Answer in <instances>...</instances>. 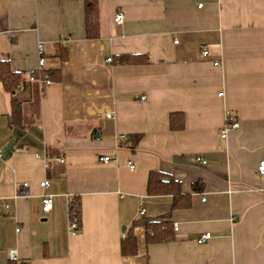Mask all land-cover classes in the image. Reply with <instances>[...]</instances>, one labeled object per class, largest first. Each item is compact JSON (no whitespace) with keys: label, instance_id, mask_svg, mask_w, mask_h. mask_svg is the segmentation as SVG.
Masks as SVG:
<instances>
[{"label":"crops","instance_id":"0c3cea01","mask_svg":"<svg viewBox=\"0 0 264 264\" xmlns=\"http://www.w3.org/2000/svg\"><path fill=\"white\" fill-rule=\"evenodd\" d=\"M98 1L90 39L84 0H0V60L25 79L18 122L0 80V264H264V0ZM40 42L50 84L29 79ZM228 110L240 127L223 137ZM152 171L182 206L148 192ZM156 219L172 239L148 240Z\"/></svg>","mask_w":264,"mask_h":264},{"label":"trees","instance_id":"16d2710c","mask_svg":"<svg viewBox=\"0 0 264 264\" xmlns=\"http://www.w3.org/2000/svg\"><path fill=\"white\" fill-rule=\"evenodd\" d=\"M85 2V16H86V31L87 37L90 39L98 38L100 35V16H99V1L98 0H84ZM128 60L134 59L136 56L124 57ZM130 58V59H129ZM52 81L55 78L56 71H47ZM0 80L3 82L4 86L8 91L12 93V107L13 115L12 120L18 122L21 115V97L19 96L20 89L25 85V79L19 72H16L10 66V63L6 60H0ZM171 127L173 130L181 129L185 124V117L180 112L171 115ZM177 119V120H176ZM140 138L139 135L136 136L135 141ZM148 181V192L150 194H162L171 193L176 197L174 206H182V198H185L184 193L179 188V181L172 178L166 177L163 173L152 171L149 174ZM77 202V199H75ZM79 206L76 205V209ZM79 214H80V209ZM147 237L149 241H160L172 239L173 236V226L167 220H148L147 221ZM126 246L129 247L131 251H134L135 238L126 236L123 239V251L127 252Z\"/></svg>","mask_w":264,"mask_h":264},{"label":"built area","instance_id":"2783aa9c","mask_svg":"<svg viewBox=\"0 0 264 264\" xmlns=\"http://www.w3.org/2000/svg\"><path fill=\"white\" fill-rule=\"evenodd\" d=\"M124 18V15H122V13H119L116 15V21H122ZM209 51L208 49H204L203 51V55H208ZM38 56H39V69L37 71V73H33L29 76V79L31 81H38V82H43V83H47L50 84L52 82L51 77L49 76L48 72L46 70L43 69L44 65H45V51H44V47L42 42H40L38 44ZM108 61H112L111 58L107 59ZM215 65H217V63H215ZM220 94L222 95L223 92H220ZM143 98H145L143 96ZM226 116H227V122L225 124V126L221 129V134L223 137H227L228 133L230 132V130H235L237 128L240 127V122L238 121L237 118H235V116H233V113L231 111H227L226 112ZM123 138H125L123 136ZM39 155V154H37ZM2 157V153L0 152V158ZM59 161H63L62 158L58 159ZM111 160V156L110 155H103L100 158V161H110ZM197 160H200L199 157H197ZM207 161H203V163L206 164ZM129 166L131 169L135 168V163L133 162H128ZM257 172L261 175H264V159L259 163V166L257 168ZM50 184V180L48 179H43V181L40 183L41 187H47ZM29 189H30V185L27 182H23V183H19L17 184V190L14 194V196L16 198L19 197H27L29 196ZM202 201H206V199L204 198ZM43 204H42V210L43 212H50L53 206V196L52 195H44L43 197ZM76 205L77 202L74 199L71 203H70V231L71 233L74 234H80L82 232V224H81V217L79 214V210L76 209ZM10 206L8 204H6V208H9ZM141 213H145V210L141 211ZM0 215H1V211H0ZM212 235L210 232L208 233H203L201 234V236L198 238V242L202 243L207 241L209 238H211ZM11 259L13 261H16L19 257V255L17 254V250H11L9 253Z\"/></svg>","mask_w":264,"mask_h":264}]
</instances>
